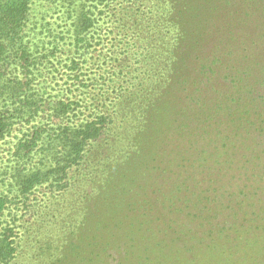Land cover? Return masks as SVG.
Returning <instances> with one entry per match:
<instances>
[{
	"label": "rangeland",
	"instance_id": "1",
	"mask_svg": "<svg viewBox=\"0 0 264 264\" xmlns=\"http://www.w3.org/2000/svg\"><path fill=\"white\" fill-rule=\"evenodd\" d=\"M15 3L0 0V264L254 256L263 233L203 241L195 200L222 202L218 222L227 194L256 190L264 212V0H28L20 26Z\"/></svg>",
	"mask_w": 264,
	"mask_h": 264
},
{
	"label": "trees",
	"instance_id": "2",
	"mask_svg": "<svg viewBox=\"0 0 264 264\" xmlns=\"http://www.w3.org/2000/svg\"><path fill=\"white\" fill-rule=\"evenodd\" d=\"M27 3H28V0H16L15 4L9 5L7 7L8 10L5 14H11V17L9 19H7V21L8 22L10 21L11 23L13 22V24H15V26H20L19 23H20L21 19L25 18V14H26L27 9H28ZM9 31H12V30H9ZM3 50H4V45L0 44V62H1V56H2ZM249 122L251 123V120H249ZM85 125H87V124H85ZM6 126H7L6 122L3 119H0V138L3 136V134L6 130ZM260 127L261 128L258 130V134H264V131H262L263 130L262 126H260ZM86 133L87 132L84 130L82 139L89 136ZM221 146H222V144H221ZM202 169H207V166L203 167ZM216 176H214V178ZM253 176L254 175L251 174L248 177H246L245 180L247 181L250 177H253ZM258 180L259 181L264 180V172H262V174H260V177L258 178ZM199 182H201V181H199ZM210 182H211V179H208L207 182L205 183L206 187L201 189L199 191V193L202 194V193L210 192L211 191L209 189ZM225 184H230V180L225 182ZM195 189H196V187H195ZM255 191L256 190H253V192H251V193H248V192L243 193L241 190H239L236 195H233L231 193H230V195L227 194L226 197L229 198L228 202L231 203L233 206H232V208H230L231 209L230 213L229 214L224 213L223 215L225 217H222L218 222H215L214 220H210V219H212V217H213V212L221 210V206L223 205L222 202L220 203V205L212 203L213 206H215L212 208V206L207 207V205L210 202L206 197H204V201L206 203L200 202L201 199L199 197H197L195 200V205L197 206V208L200 211L199 215L202 218H204V220L209 218V221H206V222L203 221V223H200L201 224L200 226H203V225L210 226L208 228L209 234L201 237V239H203V241H209L210 240L212 242L213 237H214L213 234L219 233L218 237H220V238L224 237V239L229 241V244L231 246H233V247L235 246L236 248L239 247L240 249H242V247L238 246V244H237V240L240 239V235L236 234V233L240 232V234H241V233L245 232L246 234H248V233H252V234L263 233L264 234V215H263L264 212H262L259 208L252 206L251 203H248L251 200H255L256 197L258 196ZM248 195H252L254 197H246ZM226 197L224 195L223 198H221V199L223 201H225ZM259 201H261L260 198L258 199V202ZM4 205H5V200L3 198H0V213L2 212V210L4 208ZM224 208H228L227 205ZM200 222H202V221L200 220ZM5 229H6V231L3 232V235L0 238V262L6 257L7 254L14 251V247L12 245V240H9L8 236H7L8 235L7 231L10 229L9 228H5ZM222 234L224 236H222ZM243 242L246 245L247 242L246 241H243ZM253 249L256 251L254 256L251 257L250 253H249V255H250L249 256L247 253H245V251H243L244 255H243V253H242V255L244 257L242 256V258L240 260L245 261L244 264H247V263L264 264V245H262V246L259 245L258 247L255 246V248H253ZM230 252H233V253H229V252H226L224 250V253H229L230 255L235 254L234 250H232ZM250 258H251V260L249 262ZM236 259L238 260V258H236ZM232 263H234V260L232 261Z\"/></svg>",
	"mask_w": 264,
	"mask_h": 264
}]
</instances>
